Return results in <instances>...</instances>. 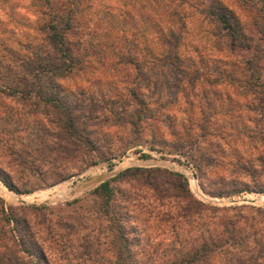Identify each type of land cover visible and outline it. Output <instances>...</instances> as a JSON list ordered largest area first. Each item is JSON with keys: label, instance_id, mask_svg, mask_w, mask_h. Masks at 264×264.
<instances>
[{"label": "rangeland", "instance_id": "obj_1", "mask_svg": "<svg viewBox=\"0 0 264 264\" xmlns=\"http://www.w3.org/2000/svg\"><path fill=\"white\" fill-rule=\"evenodd\" d=\"M159 2H80L79 24L69 34V40L71 47L80 48L86 56L84 68L69 73L58 87L67 91L80 86L92 90L111 81L115 84L111 86L109 82L113 93L120 96L118 101L130 100L125 89L133 87L151 107L157 108L160 103L164 106L157 111L161 115L156 120L139 124L138 132L133 133L128 124L95 126V136L102 143L107 141L116 156L87 165L91 159L87 151L71 163L51 156L54 151L50 153L49 148H56L54 140L36 130L50 128L51 116L35 106L39 101L38 93L50 90L47 80L30 76L31 85L8 82L9 76L15 78L16 71L8 73L6 69H18V62L29 56L25 44H36L40 40L38 29L40 19H44L45 3L0 0V89L6 91L0 93V176L16 189L30 191L16 193L0 180V228L7 229L4 209L11 219L20 220L17 234H32L50 264H116L120 240L113 236L115 225L110 223L101 199L92 191L129 168H160L182 175L192 174L204 194V189L242 190L217 197L218 203L203 202L229 209L217 217L208 210L184 216L180 212L182 201L174 196L172 188L162 184L163 176L151 182L146 176L113 181L115 204L112 206H116L118 222L126 228L129 252L139 264L175 262V249L198 244L194 240L201 229V217L206 219L212 234L223 218H230L245 237L238 249L228 246L227 252L213 253L210 264H228L230 253L233 255L231 264H239L236 256L247 259L262 246L264 202H248L243 198L264 197V192L258 190L264 187V68L256 85L248 81L249 70L230 61L221 38L201 16L184 18L176 21L178 27L172 26L177 39L169 41L168 53H177L179 60L168 55L159 60L161 64L154 69L152 65L133 69L132 65V69H128V80L98 63L101 57L112 55L114 49L123 53L130 49L150 63L152 58L147 49H158L155 43L164 40L152 28V6L159 5L166 11L173 6L165 0ZM66 4L69 5L67 0ZM163 35L165 39L173 37L167 29ZM131 40L134 44L129 48ZM200 55L217 59L218 69H211L214 64L203 69ZM224 66L226 68L220 72ZM203 76L213 81L211 86L200 80ZM8 85L14 90H8ZM204 89H208L203 93H207L209 100L200 96ZM211 90L217 96L214 97ZM12 95L23 98L17 101ZM92 156L95 157V153ZM58 169L63 174L72 172L73 175L55 183L54 173ZM161 188H165L164 193ZM28 195H33L34 200L18 198ZM14 224L11 221L9 226L14 227ZM255 239L261 242L256 245ZM86 245L96 248L97 254L84 252L82 248ZM26 247L29 249L28 244ZM24 257L28 263L29 259L35 261V257L25 254Z\"/></svg>", "mask_w": 264, "mask_h": 264}, {"label": "trees", "instance_id": "obj_2", "mask_svg": "<svg viewBox=\"0 0 264 264\" xmlns=\"http://www.w3.org/2000/svg\"><path fill=\"white\" fill-rule=\"evenodd\" d=\"M39 1H43L46 5L44 19H40L38 29L41 36L40 40L36 44H25L29 56H24L18 62V69H6L8 73L16 71V74H14L15 78L9 76L8 82L10 84L23 83L31 85L30 76H37L38 79L42 76L47 80L50 90L44 94L38 93L39 101L35 103V106L38 109L42 108V113H48L51 116L49 120L50 128L46 130L40 127L36 130L39 134H47L54 140L56 148H49L50 153L54 151L51 156H55V158L61 157L71 163L84 156L87 151L91 154V159L87 165H95L99 162L107 161L116 155L108 148L109 144L107 141L104 144L99 141V137L95 136V126L101 124V126L128 124L133 133L138 132L139 124L156 120L161 115L157 111L164 108V106L160 103L157 104V108L151 107L148 101L140 97L137 90L133 87L125 89L130 100L126 98L124 102L118 101L120 96L117 93H113L111 86L115 84L114 82L111 83V81L104 82L107 85H102V88L96 87L92 90L80 86L70 91L64 88V91L62 87H58V83L63 81L69 73L84 68L83 63L86 56L80 52V48L71 47V41L69 40V34L73 32L75 25L78 26L79 24L77 15L80 10L81 0H67L69 5L66 4V0ZM153 1L154 3L156 1L160 3L159 1L162 0ZM166 1L173 4L169 11L160 8L159 5L156 7L152 6L154 18L151 21L152 28L155 34L161 35L164 40L163 42L155 43L157 46L159 45L158 49H147L151 56L150 58H152L150 63L144 61L139 54L129 51L130 49L125 53L114 49L112 55L101 57L102 60L98 63H101L104 69H110L113 73L123 74L124 80H128L130 77L128 69H132V65L134 66L133 69H138V67L147 68L151 65V69H154V67H158L161 64L159 60L165 59L168 55L170 57L173 55L172 57L175 61L179 60L177 53H173V51L168 53V50L171 49L169 41L173 40V38L177 39L172 26H177L178 23L176 21L179 22L184 18L201 16L202 19H206L207 23L213 26L218 37L221 38L223 49L229 54L226 53L230 61H234L237 66H243L244 69L247 68L248 72H250L247 80L253 81L252 83L256 85V81L260 80L261 70L264 68V0ZM165 29L170 31L173 37L169 39L166 37L165 39L163 35ZM133 44V40L128 41L129 48ZM199 61L203 65V69H209L208 66L213 64L215 66L211 67V69H218V60L214 59V57L210 58L200 55ZM225 68V66L221 67L220 72ZM194 73L198 72L194 71ZM200 80L206 83L207 86H211L213 82L211 79H207V76L201 77ZM7 89L10 91L14 90L10 85L7 86ZM205 90L208 92V89L201 90L200 96L205 100H209L207 93H203ZM4 92H6L4 89H0L1 94ZM210 93L214 97L217 96V93L213 90ZM257 94L255 96H258ZM12 96L14 97L15 95ZM14 98L18 101L23 96ZM132 100H134V103H132ZM190 105L193 107L192 102ZM9 114H11V111ZM46 149L48 148L46 147ZM92 153H95V157L92 156ZM54 175L56 178L54 181L57 183L71 177L73 173L63 174L58 169ZM144 176L149 182L156 178L158 180L164 178L162 184L172 188L175 192L174 196L182 201L180 212L184 216H188L190 213L200 214L202 211L208 210L214 214V217H217V215L229 210L217 206H209L196 199L190 192L186 177L182 174L160 168L126 169L115 177L100 183L92 191L94 195L101 199L106 213L109 214L110 223L115 225L114 228L112 227L113 236L120 240V247L116 253L119 260L116 264L139 263L136 261L135 255L129 252V239L126 235V228L121 222H118L120 217L116 213V206H112V203L115 204V188L112 182L134 177L138 179ZM0 180L6 188L16 193L30 192L16 189L1 176ZM202 189L204 188L202 187ZM161 190V193L165 192V188H161ZM258 190L264 192V187ZM204 192L209 196L221 198L240 193L242 190L231 189L225 192L221 190L213 192L204 189ZM8 209L11 210L12 207H8ZM32 209L40 210L37 207H32ZM255 210L262 212L260 209ZM2 214L7 229L0 228V264H50L43 251L35 243L32 234H17L20 233L18 228L20 220L15 217L11 219L4 209H2ZM222 215L224 216L225 214ZM205 220V218L201 217V229L195 237L196 240H194L198 244L175 249L174 256L176 260L170 264H210L213 253L218 254L222 251L225 252V250L227 252L228 246H234L238 249V247L243 245L245 237L241 235V230L236 228L235 222L230 218H223L220 225H218L219 227L214 228V234L207 228ZM11 221L16 223L14 227L13 225L9 226ZM23 222L26 223L25 221ZM259 242L261 241L255 239L256 245ZM27 244L29 249L26 247ZM82 249L89 254L93 253V255L98 252L96 248H90L87 245ZM24 254L29 256V258L35 257V261L33 262V259H29L28 263V261L24 260ZM261 257L263 259H259ZM232 260L233 255L231 256L230 253L227 263L231 264ZM236 261L239 264H264V241L255 254L250 255L247 259L238 255L236 256ZM75 264L86 263L79 262Z\"/></svg>", "mask_w": 264, "mask_h": 264}, {"label": "built area", "instance_id": "obj_3", "mask_svg": "<svg viewBox=\"0 0 264 264\" xmlns=\"http://www.w3.org/2000/svg\"><path fill=\"white\" fill-rule=\"evenodd\" d=\"M188 181V186H189V189H190V192L192 193V195L198 199L199 201L201 202H204V201H208V202H215V203H218L219 201V198L217 197H210V196H207L206 194L203 193V191L201 190L200 188V185H199V181L193 177L192 174H189V175H184ZM195 189L198 191V194L196 193ZM207 197L209 199H206L204 197Z\"/></svg>", "mask_w": 264, "mask_h": 264}, {"label": "bare ground", "instance_id": "obj_4", "mask_svg": "<svg viewBox=\"0 0 264 264\" xmlns=\"http://www.w3.org/2000/svg\"><path fill=\"white\" fill-rule=\"evenodd\" d=\"M195 191H196V193L198 194V191L195 189ZM40 197V196H39ZM204 197V196H203ZM14 198H16V197H14ZM18 198L20 199V198H23V199H25V200H27V201H32V200H34V196L33 195H28V196H26V197H19L18 196ZM41 198L43 199V195L41 196ZM204 198H206V199H209V198H207V197H204ZM10 199V198H9ZM47 199V198H46ZM244 200H246V201H248V202H259V203H261V202H264V197L263 196H248V197H246V198H243ZM218 202H220V201H218Z\"/></svg>", "mask_w": 264, "mask_h": 264}]
</instances>
